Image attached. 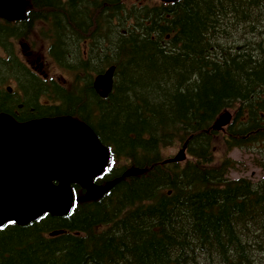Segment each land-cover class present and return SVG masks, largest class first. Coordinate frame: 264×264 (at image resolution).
Returning a JSON list of instances; mask_svg holds the SVG:
<instances>
[{"label":"trees","instance_id":"trees-1","mask_svg":"<svg viewBox=\"0 0 264 264\" xmlns=\"http://www.w3.org/2000/svg\"><path fill=\"white\" fill-rule=\"evenodd\" d=\"M28 3L21 29L50 26L53 56L84 83L48 90L20 70L34 107L21 118L79 117L111 151L98 183L118 181L89 201L72 182L76 203L67 215L1 225L0 264H264V177H226L237 162L215 163L207 132L221 110L235 109L228 149L257 150L264 163V0ZM111 64L113 90L101 98L90 75ZM39 93L53 104H38ZM15 101L1 93L0 109ZM189 136L195 161L162 163L161 149ZM129 166L145 171L120 178ZM58 229L65 231L49 235Z\"/></svg>","mask_w":264,"mask_h":264},{"label":"water","instance_id":"water-1","mask_svg":"<svg viewBox=\"0 0 264 264\" xmlns=\"http://www.w3.org/2000/svg\"><path fill=\"white\" fill-rule=\"evenodd\" d=\"M24 8L25 0H0L1 17L19 18ZM112 73L111 67L95 78L100 95L110 91ZM229 119V113L222 114L213 128ZM106 159L107 151L92 130L73 117L17 123L0 114V224L7 219L24 224L45 211L66 214L73 202L69 180L79 179L87 186L86 199L100 197L113 182L104 187L88 183ZM52 179L60 182L55 185Z\"/></svg>","mask_w":264,"mask_h":264},{"label":"flooded vegetation","instance_id":"flooded-vegetation-1","mask_svg":"<svg viewBox=\"0 0 264 264\" xmlns=\"http://www.w3.org/2000/svg\"><path fill=\"white\" fill-rule=\"evenodd\" d=\"M35 37L33 30H22L19 22H6L0 19V95L5 92L16 101L10 106L9 110L0 112L8 113L17 119H22V115L33 112L34 107L25 99V93L20 82V70L24 74L35 77L38 81H44L46 74L42 72L43 62L36 54ZM84 54L87 56L89 51V37L85 38ZM37 71L43 75H39ZM47 87V85L45 83ZM42 95L38 94L37 103L40 105ZM45 103L48 104L47 100ZM1 108V107H0Z\"/></svg>","mask_w":264,"mask_h":264},{"label":"rangeland","instance_id":"rangeland-1","mask_svg":"<svg viewBox=\"0 0 264 264\" xmlns=\"http://www.w3.org/2000/svg\"><path fill=\"white\" fill-rule=\"evenodd\" d=\"M139 0H133V3H138ZM37 53H39V49H37ZM49 58H47V61ZM49 66L52 68V73L55 76H59L60 74L62 75V72L59 71V69L53 65L52 67V62H49ZM54 69V71H53ZM177 150L170 149L167 150V153H175ZM217 155V161L222 159V151L217 150L216 152ZM230 156L238 161H241L245 164V168L241 170H234L231 171L229 177L230 178H237L240 176H247L250 177L254 180L258 179L261 176L262 170L256 165L257 162H254L253 159H258L259 153L258 151H244L240 149H234L232 152H230Z\"/></svg>","mask_w":264,"mask_h":264}]
</instances>
